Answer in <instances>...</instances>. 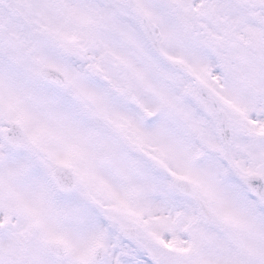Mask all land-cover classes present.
<instances>
[{"label": "snow or ice", "instance_id": "obj_1", "mask_svg": "<svg viewBox=\"0 0 264 264\" xmlns=\"http://www.w3.org/2000/svg\"><path fill=\"white\" fill-rule=\"evenodd\" d=\"M0 264H264V0H0Z\"/></svg>", "mask_w": 264, "mask_h": 264}]
</instances>
